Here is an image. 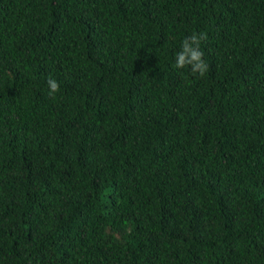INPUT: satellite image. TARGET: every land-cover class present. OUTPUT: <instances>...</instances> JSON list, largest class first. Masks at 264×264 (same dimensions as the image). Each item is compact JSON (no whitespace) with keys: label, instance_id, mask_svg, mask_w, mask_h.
I'll return each instance as SVG.
<instances>
[{"label":"trees","instance_id":"obj_1","mask_svg":"<svg viewBox=\"0 0 264 264\" xmlns=\"http://www.w3.org/2000/svg\"><path fill=\"white\" fill-rule=\"evenodd\" d=\"M0 264H264V0H0Z\"/></svg>","mask_w":264,"mask_h":264},{"label":"clouds","instance_id":"obj_2","mask_svg":"<svg viewBox=\"0 0 264 264\" xmlns=\"http://www.w3.org/2000/svg\"><path fill=\"white\" fill-rule=\"evenodd\" d=\"M207 39L206 34L195 31L186 37L181 43V50L176 54L175 67L183 69L190 66L194 75L203 77L208 71L207 61L204 59V52L201 50V44ZM48 94L55 96L60 92V84L54 78L48 80Z\"/></svg>","mask_w":264,"mask_h":264}]
</instances>
